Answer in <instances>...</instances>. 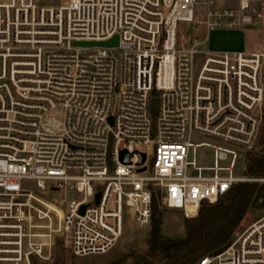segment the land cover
Masks as SVG:
<instances>
[{
	"label": "built area",
	"instance_id": "built-area-1",
	"mask_svg": "<svg viewBox=\"0 0 264 264\" xmlns=\"http://www.w3.org/2000/svg\"><path fill=\"white\" fill-rule=\"evenodd\" d=\"M55 1L0 0V264L48 261L63 232L75 256L104 254L126 216L150 226L155 193L192 218L233 185L264 182L235 174L263 122L264 48L201 49L212 30L264 23V0ZM65 189L82 198H51ZM198 264H264V213Z\"/></svg>",
	"mask_w": 264,
	"mask_h": 264
},
{
	"label": "trees",
	"instance_id": "trees-1",
	"mask_svg": "<svg viewBox=\"0 0 264 264\" xmlns=\"http://www.w3.org/2000/svg\"><path fill=\"white\" fill-rule=\"evenodd\" d=\"M257 142L262 148L251 149L244 156V175L264 178V114ZM263 208L264 183L235 184L215 203H203L196 217L184 218L186 241L169 247L171 242L162 239L159 233L162 214L154 195L148 237L141 247L129 252L128 264H198L201 258L227 247L249 211Z\"/></svg>",
	"mask_w": 264,
	"mask_h": 264
},
{
	"label": "rangeland",
	"instance_id": "rangeland-1",
	"mask_svg": "<svg viewBox=\"0 0 264 264\" xmlns=\"http://www.w3.org/2000/svg\"><path fill=\"white\" fill-rule=\"evenodd\" d=\"M56 3L55 0H46V3ZM216 7H225L229 5V0H215ZM252 25L246 27H240V30H243L246 36V49H252L255 47H259L260 44H263L264 39V23L262 20L254 17L252 19ZM195 35L202 39L204 36V32L202 29L194 32ZM201 49L204 51H213L211 43L205 42ZM263 84H264V69L262 71ZM157 109V99L156 95L153 96L151 102V112L153 116L156 113ZM263 114H264V101H263ZM54 116L62 120L63 118V110L57 109L54 112ZM193 140L196 142L204 141L211 142L209 138L206 136H193ZM262 148L258 142L255 145L254 150H260ZM147 153L148 160L151 161L153 156V146L145 145L142 147ZM239 152H243L242 149H239ZM198 159L200 164L206 165L211 163V153L207 148H200L198 150ZM244 158L241 157L237 168L235 170L236 175H244ZM259 184H263L264 182H257ZM31 186V184H27ZM49 186V185H48ZM48 189V188H47ZM51 198L63 199L65 202L70 200H80L82 198L81 194H78L74 189H65L64 191L60 190V192H51ZM50 198V201L52 202ZM156 205L158 210L161 211L162 214V224L159 228V233L162 239L169 240L170 242L181 240L185 238V230L183 225L184 216L180 210H172L165 208L160 200V194L155 193ZM54 210L57 211L58 215L61 217L62 212L56 209L54 206H50ZM264 213L263 209H253L249 211L245 218L238 225L237 230L235 232L236 236L242 230H244L248 225L256 221L260 218ZM196 217V216H195ZM151 225L145 228H139L133 221H131L129 216L124 218L123 223V233L121 237L118 239L116 244L110 249L108 252L104 254H93L82 257L75 256L70 248V238L69 232H63L62 234H57L54 236L52 242V254L51 258L45 262H39L37 260H33L32 264H128L129 263V252L132 248H139L142 246L143 242L147 239L149 230Z\"/></svg>",
	"mask_w": 264,
	"mask_h": 264
},
{
	"label": "crops",
	"instance_id": "crops-1",
	"mask_svg": "<svg viewBox=\"0 0 264 264\" xmlns=\"http://www.w3.org/2000/svg\"><path fill=\"white\" fill-rule=\"evenodd\" d=\"M228 7H236L237 0H229ZM226 7V6H225ZM252 24L246 25L250 26ZM244 26V27H246ZM263 44H260L259 47L252 49H246V36L243 30L239 28L236 29H215L209 32L207 37V42L211 43L212 50L214 52H223V51H247L252 52L264 48V39L262 40Z\"/></svg>",
	"mask_w": 264,
	"mask_h": 264
},
{
	"label": "water",
	"instance_id": "water-1",
	"mask_svg": "<svg viewBox=\"0 0 264 264\" xmlns=\"http://www.w3.org/2000/svg\"><path fill=\"white\" fill-rule=\"evenodd\" d=\"M75 46H116L117 45V37L112 38L109 41L106 42H81V41H75L73 43ZM125 153V151H122L120 154V157ZM145 160V154H142V162ZM100 198V194H96L95 196V203L97 204ZM85 206H82L80 209V213H83ZM186 239L176 240L169 244V247H174L177 245H180L184 243Z\"/></svg>",
	"mask_w": 264,
	"mask_h": 264
}]
</instances>
